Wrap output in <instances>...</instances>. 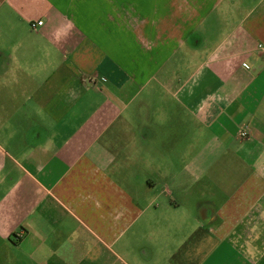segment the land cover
I'll return each instance as SVG.
<instances>
[{"label":"crops","instance_id":"0c3cea01","mask_svg":"<svg viewBox=\"0 0 264 264\" xmlns=\"http://www.w3.org/2000/svg\"><path fill=\"white\" fill-rule=\"evenodd\" d=\"M260 44L264 0H0V264H264Z\"/></svg>","mask_w":264,"mask_h":264},{"label":"built area","instance_id":"2783aa9c","mask_svg":"<svg viewBox=\"0 0 264 264\" xmlns=\"http://www.w3.org/2000/svg\"><path fill=\"white\" fill-rule=\"evenodd\" d=\"M42 22H43L42 20L33 21V22H31V27H36L38 25H41ZM259 46L261 47V50L264 53V45L260 44ZM240 133H241L242 136H246L247 135V131L246 130H241Z\"/></svg>","mask_w":264,"mask_h":264}]
</instances>
